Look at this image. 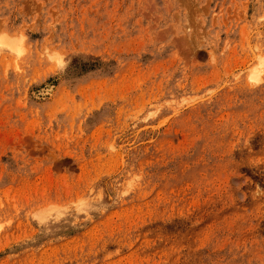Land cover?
I'll return each mask as SVG.
<instances>
[{"label":"rangeland","instance_id":"1","mask_svg":"<svg viewBox=\"0 0 264 264\" xmlns=\"http://www.w3.org/2000/svg\"><path fill=\"white\" fill-rule=\"evenodd\" d=\"M263 62L264 0H0V264H264Z\"/></svg>","mask_w":264,"mask_h":264},{"label":"bare ground","instance_id":"2","mask_svg":"<svg viewBox=\"0 0 264 264\" xmlns=\"http://www.w3.org/2000/svg\"><path fill=\"white\" fill-rule=\"evenodd\" d=\"M187 1V0H186ZM184 2V1H183ZM185 3V2H184ZM191 5V4H190ZM196 5V4H195ZM190 7V6H189ZM191 8L192 7H190V11H191ZM205 8H206V6H205ZM205 8H204V10H205ZM207 9V8H206ZM198 10V9H197ZM208 10V9H207ZM193 11V10H192ZM189 12V11H188ZM192 13V12H191ZM194 14V13H193ZM192 14V15H193ZM199 14V13H198ZM188 15H190V14H188ZM185 17V16H184ZM193 17V16H192ZM192 17H190L191 18V20H192ZM187 18H189V17H187ZM188 23V22H187ZM190 25H192V24H189L188 26H190ZM160 32V31H159ZM168 33V32H167ZM160 34V33H159ZM162 35V34H161ZM183 37V36H182ZM179 39V38H178ZM177 40V39H176ZM12 47H13V45H12ZM198 47V46H197ZM3 61V60H2ZM264 63V62H263ZM259 72V71H258ZM258 76V75H257Z\"/></svg>","mask_w":264,"mask_h":264}]
</instances>
